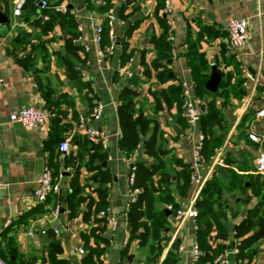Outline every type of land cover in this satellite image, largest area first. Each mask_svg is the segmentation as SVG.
Returning <instances> with one entry per match:
<instances>
[{
    "label": "crops",
    "instance_id": "0c3cea01",
    "mask_svg": "<svg viewBox=\"0 0 264 264\" xmlns=\"http://www.w3.org/2000/svg\"><path fill=\"white\" fill-rule=\"evenodd\" d=\"M42 1L49 11L68 12L74 18L76 43L82 48L83 61L76 64L80 83L65 77L63 60L67 54L59 26L54 23L50 31L41 32L42 22L38 20H46L47 15H41V8H32V4ZM165 1L170 7L168 15L163 13ZM104 3V0H0V12L8 18V32L0 36V182L4 185L0 190L1 256L7 264H84L81 234L95 226L103 230L102 236L107 240L101 246L100 264H165L169 254V261H176L175 264H193L191 250L197 228L188 221L178 222L168 209L172 205L175 209L187 207L198 196L190 180L178 192L182 182L176 161L190 169L195 160L196 138L201 134L199 124L188 126L176 106L173 103L167 106L163 99L162 94L169 96L170 88L178 87L183 100L184 91L190 93L188 100H200L201 114L206 102L213 100L222 118V127L215 129L221 146L199 171L206 177L205 182L216 179L221 194L215 210L225 236L218 238L213 226L208 243L213 249L221 246V251H229V264H264V237L251 245L250 261L234 259L240 242L237 226L256 207L251 179L258 176L261 182L264 180V172L256 171V159L264 153V116L257 115L264 111V0H112L111 9L102 12ZM18 6L20 15L15 16L13 11ZM119 11L127 16L125 20L117 17ZM108 15L114 19L113 38L108 37V45L102 46L94 40L95 30L104 19L108 26ZM229 19H244L248 23L247 41L237 50L229 46L226 31ZM163 24L173 36L168 42L170 57L163 68H153L158 40L165 33ZM110 45L109 55L104 49ZM190 47L200 63L204 85L211 66L223 72L215 93L207 91L201 97L196 96L185 58ZM123 88L137 93L136 107L150 120L146 130L139 132L140 143L129 158L120 146L116 111ZM156 99L160 110L154 109ZM98 103L103 105L102 114L92 121L90 113ZM31 106L46 113L44 123L27 129L9 121L10 114ZM154 123L158 146L165 152L158 158L148 157L142 151ZM83 127L101 130L105 140L89 138ZM85 141L99 148L84 152ZM62 142L69 144V153L64 157L58 150ZM95 153L105 155L102 163L93 158V164L101 166L108 175L101 187L106 190V209L117 221L114 232L108 231L106 222L94 224L93 214L87 221L81 213L68 219L64 208L57 217H51L52 201L40 211L31 212L40 204L33 197V188L45 166H51L56 174L52 172L62 200L60 210L68 193L69 178L77 167L83 196L96 199L91 193L99 184L92 181L94 173L85 166L88 155ZM218 160L222 165H218ZM139 162L162 163L170 174V183L160 186L167 193L156 194L160 199L155 209L165 214L170 228L161 232V252L150 250L156 243L150 238L143 247L136 240L127 243V209L134 200L129 175L131 167ZM153 179L157 184L158 175ZM86 207L82 203L81 211H86Z\"/></svg>",
    "mask_w": 264,
    "mask_h": 264
},
{
    "label": "trees",
    "instance_id": "16d2710c",
    "mask_svg": "<svg viewBox=\"0 0 264 264\" xmlns=\"http://www.w3.org/2000/svg\"><path fill=\"white\" fill-rule=\"evenodd\" d=\"M111 1L112 0H104L105 3L102 7V12H108L111 9ZM34 6H39L41 8V10H39L41 15H47L46 20H38L40 23L42 22L40 24L41 32L47 33L50 31L52 24L54 23L59 26L60 32L64 38V50L67 54V57L63 60L65 77L69 81L80 83L79 71L76 68V64L83 61L80 58L82 48L76 43L78 33L74 18L69 15L68 12H51L46 6L41 7L40 4H32V8H34ZM117 17L123 20L127 18L122 11H119ZM35 22H37V20ZM101 26L102 34L100 44L102 46H107L108 26L105 19ZM164 30L165 33L160 37L157 43L158 55L157 59L152 64L153 68H163L170 57V47L166 40L168 33L166 32L165 25ZM127 33H129V31ZM185 58L195 85L194 92L196 96L201 97L203 94H206L207 91L204 88V79L201 78L199 73L200 63L198 62L195 51L191 47L185 53ZM125 59L126 57L123 56L122 61L124 62ZM162 96L167 106H170V103H173L179 114L182 115L181 106L183 104V99L180 97L178 87L170 88L169 96L167 94H162ZM136 97L137 93L135 91L129 88H123L120 90L117 99L116 111L121 130L119 142L122 151L127 158L131 157L137 150L141 140L139 132H144L150 123V120L143 117L142 113L137 109ZM154 109H161L160 103L157 99L155 101ZM220 127H222L221 114L216 108L214 101L209 100L206 102L205 110L201 114L199 121V132L204 137L201 154L206 163H208V161L210 162L214 150L221 146L222 141L215 133V129ZM85 145L87 147L84 152L99 148L96 145H89L87 141H85ZM142 151L146 156L153 158L165 155V152L160 146H158L156 123L153 125L151 135L144 142ZM64 156L66 155H63V157ZM93 158H97V160L102 163L105 155L103 153L88 155L85 164L86 170L94 173L92 181L99 184V186L94 188L91 193L95 195L96 199H93L90 195L83 196V188L78 182L79 167H77L69 178L68 193L64 200L65 211L68 219L73 218L77 213H81L83 219L87 221L90 218V215L93 214L92 221L94 224L100 222L105 223V217H98L96 215L101 211H104L107 206L106 190L101 187V184L108 180V175L106 172L102 171L101 166L93 164ZM176 163H179L181 168L179 180L182 182L181 186L178 187V192H182V188L184 189L189 185L190 169L180 161H176ZM133 167L134 180L130 189L131 191L137 190V193L136 196H134V200L129 203L127 209V243L136 240L138 246L143 247L146 245L148 238H150L156 242L154 247H150V250L154 249L156 252H161L162 248L160 246V241L163 240L161 232L165 228H170L165 214L155 209V203L160 199L156 194L167 193L165 190L162 191L160 186L170 183V174L164 170V165L162 163L145 165L144 163L139 162L135 163ZM52 172L55 174L53 170ZM54 174L53 176L55 178L56 174ZM155 175H158L157 184L154 183L153 179ZM237 183L239 184L240 180L237 181ZM250 183L252 196L256 199V207L249 212L247 218L237 226L236 236L240 238V242L237 244L234 252V259L236 261H250L252 257L250 252L251 245L264 237V180L261 182L260 177L255 176L254 179H251ZM218 187L219 183L216 179L212 178L206 181L197 198L193 202V207L197 212V229L195 231L194 239L200 252L196 264H214V259L223 249L221 246H216V248L213 249L208 243L209 233L213 226L217 229L218 238H223L225 236L222 225L216 216L218 211L215 210V205L221 197V194L218 192ZM51 201L53 203L52 208H54L55 205H60L62 200L58 197L57 193L50 194L44 203L38 204L31 210V212L40 211ZM82 203H86V211H81L80 208ZM172 206V209H175V206ZM102 231L101 228L93 226L86 233L81 234L85 251V256L83 258L84 264H100V257L102 255L101 246L107 244V240L102 236ZM91 241L92 245H90ZM51 244L53 250L58 252V248L55 247L53 243ZM169 257L170 254L167 255L164 260L165 264H175L176 261H169Z\"/></svg>",
    "mask_w": 264,
    "mask_h": 264
},
{
    "label": "built area",
    "instance_id": "2783aa9c",
    "mask_svg": "<svg viewBox=\"0 0 264 264\" xmlns=\"http://www.w3.org/2000/svg\"><path fill=\"white\" fill-rule=\"evenodd\" d=\"M40 5L41 7H44L46 6V3L42 1ZM13 13L15 16H19L20 7L19 6L16 7ZM163 13L164 15H168L170 13V7L167 1H165L164 3ZM107 19H108V26L110 28L108 30V37L112 39L113 31L111 30V27L113 26L114 19L110 15L107 16ZM247 25L248 23L244 19H229L227 21L226 31H227V36L229 40V46L232 50H237L245 45L247 41V36H248ZM167 26L168 27L170 26L169 21H167ZM101 34H102V26L99 25L95 30V38H94L95 42L97 43L101 42ZM166 40L168 42H171L173 40V36L170 33H168ZM104 53L110 55L112 53V46L110 45L106 47L104 49ZM171 54L173 56L176 55L175 49L171 50ZM189 94L190 93L188 91H184L182 94L184 98L183 104L181 106L182 114L188 126L196 127L199 124L200 117H201V113L199 111L200 100L197 98L193 99L192 101L188 100ZM102 110H103V105L100 103L96 104L90 113V119L92 121H97L101 117ZM257 115L260 117H263L264 111L259 112ZM45 118H46V113L43 110L32 107V106L21 109L9 115V121L11 123L19 124L22 127H25L27 129H33L36 126L41 125L42 123H44ZM83 131L91 139L99 140L100 142H103L105 140L104 133L97 128L83 127ZM250 139L253 141H256L255 136H251ZM203 140H204V137L201 134H199L196 138V142L194 145L195 160L190 165L189 180H190V184L194 192L197 195L199 194L206 180V177L203 175H200L199 173L200 167L204 166L205 164V160L201 154V150L203 147ZM58 150L62 155H67L69 153V144L67 142L60 143ZM218 165H222L221 160H218ZM133 170H134V167L132 166L130 175H129L130 184H132L134 180ZM256 171L259 173L264 172V153L260 154L258 158L256 159ZM3 187H4L3 183L0 182V190ZM58 192H59V187L57 183L55 182L53 173L49 167L45 166L42 169L37 180L35 181V185L33 188V197L37 203H44L50 194H54ZM136 192L137 190L132 191V195H133L132 200L134 199V194ZM168 209L173 212V215L178 222L188 221L195 228L197 212L195 208L193 207V204H190L189 206L183 207V208L172 209V207H168ZM59 211H60V207L57 204L55 205L53 210L50 212V216L54 218L57 217ZM98 217H105L106 225H107L109 232H114L116 230L117 221L112 215L109 214L108 209L101 211L98 214ZM53 232L56 234L57 229L56 228L53 229ZM123 244L124 245L126 244V240L124 241ZM79 253L82 254L83 250L80 249ZM191 255H192L193 264H196L198 257L200 255V252H199L195 239L193 240ZM213 263L214 264H229L230 263V252L227 250L222 251L214 259ZM0 264H7L6 261L3 259V257L1 256V254H0Z\"/></svg>",
    "mask_w": 264,
    "mask_h": 264
},
{
    "label": "water",
    "instance_id": "95a60500",
    "mask_svg": "<svg viewBox=\"0 0 264 264\" xmlns=\"http://www.w3.org/2000/svg\"><path fill=\"white\" fill-rule=\"evenodd\" d=\"M7 24H8L7 16L0 12V36L2 37L5 36L8 32ZM223 76L224 74L220 69H218L215 66H211L207 81L205 82L204 85L205 90L208 91L209 93H215L217 91L218 84L220 80L223 78ZM218 170L219 172H221V169ZM64 208H65L64 203H62L60 213L63 212ZM165 212L166 214H170V211H165Z\"/></svg>",
    "mask_w": 264,
    "mask_h": 264
}]
</instances>
